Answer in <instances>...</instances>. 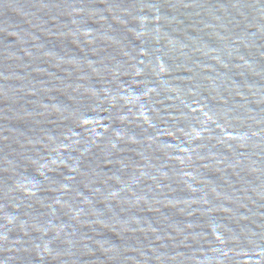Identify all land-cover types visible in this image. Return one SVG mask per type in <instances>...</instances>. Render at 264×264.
Returning a JSON list of instances; mask_svg holds the SVG:
<instances>
[{
    "label": "water",
    "instance_id": "95a60500",
    "mask_svg": "<svg viewBox=\"0 0 264 264\" xmlns=\"http://www.w3.org/2000/svg\"><path fill=\"white\" fill-rule=\"evenodd\" d=\"M0 170L264 264V0H0Z\"/></svg>",
    "mask_w": 264,
    "mask_h": 264
}]
</instances>
